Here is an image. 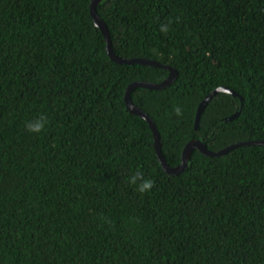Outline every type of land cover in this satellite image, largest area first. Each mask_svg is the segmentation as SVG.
<instances>
[{"label":"trees","instance_id":"obj_1","mask_svg":"<svg viewBox=\"0 0 264 264\" xmlns=\"http://www.w3.org/2000/svg\"><path fill=\"white\" fill-rule=\"evenodd\" d=\"M91 2L0 0V264H264V146L195 150L168 175L124 96L170 73L114 63ZM97 13L117 56L177 71L132 93L170 167L194 140H264V0H104ZM221 87L243 103L217 95L196 129ZM40 114L45 131L28 133ZM137 171L151 192L127 183Z\"/></svg>","mask_w":264,"mask_h":264},{"label":"water","instance_id":"obj_2","mask_svg":"<svg viewBox=\"0 0 264 264\" xmlns=\"http://www.w3.org/2000/svg\"><path fill=\"white\" fill-rule=\"evenodd\" d=\"M104 1V0H92L90 4V14L92 17V20L95 24V26L101 31L105 41H106V51L109 56V58L114 62L119 65H140V66H149V67H156V68H163L169 71V77L162 83L160 84H155V83H145V82H134L132 83L127 89L126 93L124 96V101L126 104L127 110L135 115L143 119L145 122L148 123L150 129L153 132L154 136V149L157 155V158L162 165L164 171L171 176H178L181 173H183L186 168L188 167L190 157L193 153V151L197 150L200 153H202L206 157L210 158H217L220 156H224L230 151L243 147V146H264V140H259V141H249V142H241L237 143L234 145H231L229 147H226L225 149L218 151V152H213L210 151L202 142L198 140H194L189 142L183 152H182V162L181 164L176 167L172 168L168 165L167 161L164 158V155L162 153L161 149V140H160V134L157 130L156 125L154 124L153 120L149 117L148 114H146L142 109H140L138 106H136L133 101H132V93L136 89H147V90H162L167 87H169L177 78V71L168 65H163L160 64L156 61L152 60H147V59H123L119 56L116 55L114 52L113 46H112V41H111V35L108 30V27L106 26L105 22L100 18V16L97 13V8L99 4ZM219 94H229L233 97H238L240 98L239 94L230 90L229 88L226 87H221L213 91L210 95H208L202 103L199 105L198 111H197V116H196V129L198 128L199 121L201 118L202 113L204 112L205 108L207 105L211 102V100L216 97ZM241 104L243 103V99L240 98ZM242 107V106H241ZM240 115V112H237L230 118L226 119V121H232L236 119Z\"/></svg>","mask_w":264,"mask_h":264},{"label":"clouds","instance_id":"obj_3","mask_svg":"<svg viewBox=\"0 0 264 264\" xmlns=\"http://www.w3.org/2000/svg\"><path fill=\"white\" fill-rule=\"evenodd\" d=\"M160 31L167 32L168 27L166 25H161ZM172 111L177 118L182 117L183 114L182 107L178 105L174 106ZM47 124H48L47 117L43 114H40L34 117L33 119L26 121L24 127L28 133L39 135L45 131ZM127 183L129 185L134 186L135 190L141 195L151 192L152 188L154 187V182L151 179L144 178L142 173L139 171L134 172L130 176H128Z\"/></svg>","mask_w":264,"mask_h":264}]
</instances>
